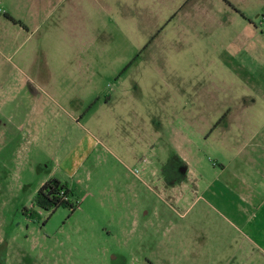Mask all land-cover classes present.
Here are the masks:
<instances>
[{
    "label": "rangeland",
    "instance_id": "obj_1",
    "mask_svg": "<svg viewBox=\"0 0 264 264\" xmlns=\"http://www.w3.org/2000/svg\"><path fill=\"white\" fill-rule=\"evenodd\" d=\"M5 122L0 264H264V0H0Z\"/></svg>",
    "mask_w": 264,
    "mask_h": 264
},
{
    "label": "crops",
    "instance_id": "obj_2",
    "mask_svg": "<svg viewBox=\"0 0 264 264\" xmlns=\"http://www.w3.org/2000/svg\"><path fill=\"white\" fill-rule=\"evenodd\" d=\"M5 129L7 131L6 122L1 123L0 124V135L2 133L4 135V138H3L4 140L2 144L5 146H14L15 148L14 150L16 151H17V148L18 149L22 148V146L25 144V140L19 141L18 139V138H21V135H20L21 128L19 126L18 127L11 126L10 128H8L9 129L8 136L5 135L4 133ZM28 141L31 142L30 139H28ZM256 158H261V157L260 155H258L256 156ZM62 183H66L68 187L72 189L67 182H62ZM243 199H244V204H245L244 206H246V207H243L242 209L243 212L245 213V218L242 224L243 225V236L247 243L251 244L252 247H254L255 249H258L264 256V192L260 193V197L256 198L257 199L256 204H254L252 200L248 202L247 196L243 197Z\"/></svg>",
    "mask_w": 264,
    "mask_h": 264
},
{
    "label": "trees",
    "instance_id": "obj_3",
    "mask_svg": "<svg viewBox=\"0 0 264 264\" xmlns=\"http://www.w3.org/2000/svg\"><path fill=\"white\" fill-rule=\"evenodd\" d=\"M74 192L66 183H62L58 179H50L46 181L32 201V207L23 210L24 216L30 219L39 218V210L49 211L58 208L74 210L77 202L73 199Z\"/></svg>",
    "mask_w": 264,
    "mask_h": 264
}]
</instances>
